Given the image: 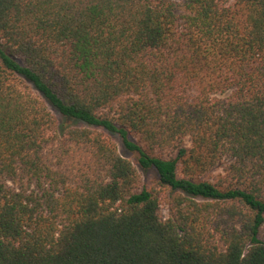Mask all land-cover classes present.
Wrapping results in <instances>:
<instances>
[{
    "label": "trees",
    "instance_id": "obj_1",
    "mask_svg": "<svg viewBox=\"0 0 264 264\" xmlns=\"http://www.w3.org/2000/svg\"><path fill=\"white\" fill-rule=\"evenodd\" d=\"M0 264H264V0H0Z\"/></svg>",
    "mask_w": 264,
    "mask_h": 264
},
{
    "label": "rangeland",
    "instance_id": "obj_2",
    "mask_svg": "<svg viewBox=\"0 0 264 264\" xmlns=\"http://www.w3.org/2000/svg\"><path fill=\"white\" fill-rule=\"evenodd\" d=\"M52 110L56 114V116H57V118L59 120L60 130L61 131H63L64 128L67 127V126H69V125H74V126H87L85 123H83L81 121H75V120H71V119L64 118L54 108H52ZM99 130L104 131L105 133H107L108 135H110L116 141L120 153L123 156L129 158L131 161H133V163L137 166V168L142 173V176L144 178V181L147 182V184H149V185H153V184L155 185V184H157V182L159 180L157 172L154 169H152V168H150V169H144V168L140 167L139 164H138L137 155L134 152H131V151H129V150H127L125 148V146L122 143L121 138L117 134L108 132V131H106L104 129H99Z\"/></svg>",
    "mask_w": 264,
    "mask_h": 264
}]
</instances>
